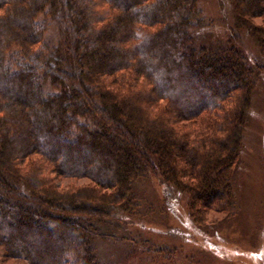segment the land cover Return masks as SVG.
I'll return each instance as SVG.
<instances>
[{
    "label": "trees",
    "instance_id": "16d2710c",
    "mask_svg": "<svg viewBox=\"0 0 264 264\" xmlns=\"http://www.w3.org/2000/svg\"><path fill=\"white\" fill-rule=\"evenodd\" d=\"M229 3L264 53V0ZM206 22L197 0H0L5 256L106 264L102 226L140 212L134 186L150 177L186 195L197 224L237 213L260 71L230 43L197 47Z\"/></svg>",
    "mask_w": 264,
    "mask_h": 264
},
{
    "label": "rangeland",
    "instance_id": "374dc122",
    "mask_svg": "<svg viewBox=\"0 0 264 264\" xmlns=\"http://www.w3.org/2000/svg\"><path fill=\"white\" fill-rule=\"evenodd\" d=\"M197 5L207 22L195 33V45H235L260 71L234 176L237 213L227 217L212 211L197 224L189 217L186 195L155 177L140 180L134 186L140 212L119 211L102 226L108 238L99 248L106 264H264V53L248 29L236 28L229 0H197ZM39 19L45 20L44 15ZM198 124L186 126L196 128ZM86 182L62 179L56 184L69 189ZM0 264L28 263L0 251Z\"/></svg>",
    "mask_w": 264,
    "mask_h": 264
}]
</instances>
